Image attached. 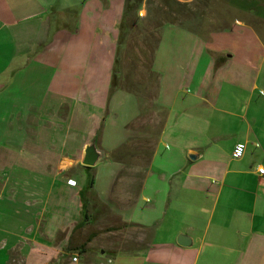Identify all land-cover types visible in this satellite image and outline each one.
Returning <instances> with one entry per match:
<instances>
[{
    "label": "crops",
    "instance_id": "0c3cea01",
    "mask_svg": "<svg viewBox=\"0 0 264 264\" xmlns=\"http://www.w3.org/2000/svg\"><path fill=\"white\" fill-rule=\"evenodd\" d=\"M51 9L62 8L51 0H0V123L16 133L15 147L0 145L7 160L16 157L0 165V264H264V67L251 70L249 84L247 50L236 67L229 53L205 51L207 79L205 63L184 62L177 49L167 78L158 58L171 35L160 37L151 64L160 82L134 88L116 64L123 0H86L74 20L58 24ZM39 37H55L42 53L32 50ZM186 38L196 46L201 37ZM243 38L264 48V37ZM56 43L62 55L41 98V85L19 83L23 66L14 64L37 65ZM57 101L66 107L59 124ZM78 103L110 113L94 132L70 136ZM0 136L8 138L1 126ZM93 139L103 155L85 166ZM81 168L89 179L78 187L73 173ZM26 171L32 181L42 176L73 192L21 194L18 186L31 182ZM51 198L61 209H51ZM162 219L164 245L154 227ZM181 234L189 245L178 241ZM164 248L171 252L155 251Z\"/></svg>",
    "mask_w": 264,
    "mask_h": 264
},
{
    "label": "rangeland",
    "instance_id": "374dc122",
    "mask_svg": "<svg viewBox=\"0 0 264 264\" xmlns=\"http://www.w3.org/2000/svg\"><path fill=\"white\" fill-rule=\"evenodd\" d=\"M41 1L49 2V0ZM51 1L53 4L56 2V5L62 8L57 10L51 9L52 15L50 18L54 24H58L60 21L59 19L62 18L70 21L74 20V12L77 11L76 8L80 7L86 0ZM101 1L106 3L109 0ZM123 1L125 11V13H123L125 15L122 17L126 20L128 30L125 32L123 37L124 42L118 50L117 64L118 68L123 70L127 81H129L127 86L142 89L143 87L140 84L143 82H149L150 84L160 82V77H158L157 74H153L151 64L155 50H158L160 47V37H170L171 35L174 36V39H165V42L162 43L163 45L158 58V60L163 58L162 60L165 61L164 63L159 61L158 66L159 69L164 71L167 78L170 74L172 75L169 66L172 64L174 65L170 57H172V54L177 49H180V57L182 56L184 62L190 60L194 62L196 57L197 59H201L200 65H204L205 63L204 74L206 77L209 76L211 69V63L207 60L208 55L206 52L211 54L210 51L212 50L222 51L226 54L229 53V56H231L230 59H232L229 66L232 67L238 66L236 59L240 57L241 53L247 50L251 63H253L249 66V84L252 83L254 77L251 70L259 68L260 65L264 67V48L262 49L259 47L257 42L253 41L252 38H250V40L243 38L264 37V0H131L132 7L129 6V11L125 8V3L129 0ZM66 8H69V10H66ZM238 21H242L243 25L239 24ZM126 25L124 27L125 30ZM186 37H204V40L198 38V42L195 46L190 43ZM53 38L55 37H39L38 41L32 47V50L42 53L44 48L51 44V39L53 40ZM190 45L191 51L184 54V51L189 49ZM194 47L195 52L193 57H191V52ZM62 48L60 43L54 44L50 51L39 60L37 65L29 64L28 61H24V59L21 58L20 60L18 59L17 63L14 65L23 66L24 70L23 74L20 76L19 83L26 85L33 81L39 83V85H41L40 96L43 98L44 92L50 90L47 88L48 82L52 80L54 70L62 55ZM167 57L168 60H166ZM155 69L157 68L155 67ZM214 76V82L220 81L221 73L218 72L216 75L215 68ZM5 77L6 76L3 74L0 75V81H5ZM207 79L213 78L208 77ZM56 105L59 124V115L66 112V107H61L58 101ZM85 105L84 103H78L72 106L75 116L70 136H76L81 132H94L95 126L101 125V118L110 113L106 109L93 108L91 104L89 107ZM153 106L154 109H158L159 103H150L152 109ZM5 114L10 115L9 111H5ZM99 121L100 123H98ZM19 124V121H15L16 129ZM0 126L6 136H8V138L0 136V145L2 147H15V145L11 143V139H13L16 134L13 131L12 125L8 121H5L1 122ZM56 129V137L58 139L59 136H62V132L59 125H57ZM3 157L4 156L0 154V165L4 167H7V162H12L16 159L15 155H11L10 160ZM29 175L30 173L26 171L24 177H29ZM73 175L76 180L79 181L78 187H83V179L84 182H87V179H89L88 173L83 168L76 170ZM29 179L31 181L29 184L18 186L19 193H39L44 196L51 194L53 199L55 197L58 199L61 197L60 194L71 195L73 192L72 187L68 190L67 187L61 186L59 183L55 186L51 180L43 179L42 176L41 182H37L38 180L32 181L31 175ZM29 179L26 178L25 180ZM7 195V192L3 193V197ZM58 202L56 206H54V202L51 198V209L56 207L61 209L62 202ZM163 220L164 219L159 220L158 223L154 225V227L158 229V239L163 240L161 245H164L168 237V234L165 233L167 231L163 230V232H161L160 229ZM155 251L163 254H169L171 252V250L167 248Z\"/></svg>",
    "mask_w": 264,
    "mask_h": 264
},
{
    "label": "water",
    "instance_id": "95a60500",
    "mask_svg": "<svg viewBox=\"0 0 264 264\" xmlns=\"http://www.w3.org/2000/svg\"><path fill=\"white\" fill-rule=\"evenodd\" d=\"M102 155L103 152L98 148L96 139H93L86 144L81 163L85 166H95L101 159ZM178 241L182 245L190 244V238L186 234H181L178 238Z\"/></svg>",
    "mask_w": 264,
    "mask_h": 264
},
{
    "label": "trees",
    "instance_id": "16d2710c",
    "mask_svg": "<svg viewBox=\"0 0 264 264\" xmlns=\"http://www.w3.org/2000/svg\"><path fill=\"white\" fill-rule=\"evenodd\" d=\"M132 1L129 0V1H126L125 3V8H127V10L129 11V6L132 7ZM125 13V11H124ZM125 14H123L124 16ZM120 37H119V41H118V44L121 46V44H123L124 40H123V37H124V34L125 32H127L128 28H127V25H126V20L122 17V20L120 22ZM125 25H126V30H125ZM116 62H118V59H116ZM117 64V63H116ZM118 65V64H117ZM119 73L120 71L117 70V67L114 68V74H113V80H112V86L115 88V86H117L118 82H119ZM90 168V167H88ZM93 176L91 175L90 177V186L93 185Z\"/></svg>",
    "mask_w": 264,
    "mask_h": 264
},
{
    "label": "built area",
    "instance_id": "2783aa9c",
    "mask_svg": "<svg viewBox=\"0 0 264 264\" xmlns=\"http://www.w3.org/2000/svg\"><path fill=\"white\" fill-rule=\"evenodd\" d=\"M243 147H244V144H238V146H237V148H236V151H235V154H236L237 156L241 155ZM259 172H260L261 174H264V167H260V168H259ZM70 183L75 184L74 181H70ZM74 259H77V257H74Z\"/></svg>",
    "mask_w": 264,
    "mask_h": 264
}]
</instances>
